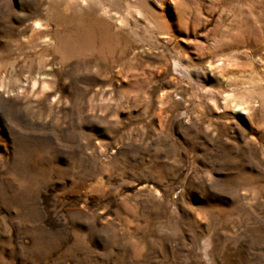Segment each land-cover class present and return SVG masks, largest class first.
I'll return each mask as SVG.
<instances>
[{"label": "rangeland", "instance_id": "374dc122", "mask_svg": "<svg viewBox=\"0 0 264 264\" xmlns=\"http://www.w3.org/2000/svg\"><path fill=\"white\" fill-rule=\"evenodd\" d=\"M0 264H264V0H0Z\"/></svg>", "mask_w": 264, "mask_h": 264}]
</instances>
